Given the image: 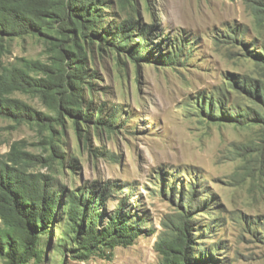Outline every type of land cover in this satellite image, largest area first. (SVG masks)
I'll return each instance as SVG.
<instances>
[{"label":"rangeland","instance_id":"obj_1","mask_svg":"<svg viewBox=\"0 0 264 264\" xmlns=\"http://www.w3.org/2000/svg\"><path fill=\"white\" fill-rule=\"evenodd\" d=\"M254 1L137 0L135 7L131 0L139 16L130 45L144 40L140 58L112 45L127 18L114 1L98 24L112 28L107 43L95 38L85 45L90 120L67 111L58 120L36 93L10 95L49 118L37 127L0 116V168L19 167L12 161L16 145L32 179L46 178L64 193L60 215L39 234L41 264H158L156 244L172 236L183 214L192 247L210 255L203 264H264V128L245 117L255 105L246 88L264 75L248 54L264 44V18L254 13ZM64 34L7 40L0 72L20 58L52 64L74 37L82 42L73 30ZM170 54L175 64H163ZM60 97L51 92L49 99ZM97 112L105 125L94 124ZM229 115L245 118L232 122ZM91 191L105 195L104 219L122 204L146 232L129 246L85 256L74 242L69 208L72 195Z\"/></svg>","mask_w":264,"mask_h":264},{"label":"trees","instance_id":"obj_2","mask_svg":"<svg viewBox=\"0 0 264 264\" xmlns=\"http://www.w3.org/2000/svg\"><path fill=\"white\" fill-rule=\"evenodd\" d=\"M118 9L127 14L113 33L112 45L116 48L127 49L133 58H140L142 43L131 46L132 33L138 24L133 11L131 0H114ZM113 0H0V59L8 51L7 40L26 35L50 37L52 34L65 36L64 31L73 30L82 39L79 42L74 37V45L57 51L52 64L40 60L20 58V63L11 67L3 66L0 72V116L16 120L31 121L37 127L46 123L49 117L10 95L14 92L36 93L62 119L63 111L73 117L90 120L84 107L83 88L88 75L85 68L88 50L85 45L98 38L107 43L104 37L112 30H104L98 26L100 18L107 20L106 8L114 4ZM135 7L137 0H132ZM254 13L264 18V0L254 1ZM61 28V30H60ZM143 30V28H139ZM101 31V34L99 33ZM76 36V35H75ZM143 36L140 35V38ZM48 43V41H46ZM177 51L175 50V53ZM248 54L264 67V44L260 50H248ZM176 55H167L163 64H175ZM73 64V65H71ZM73 66V71L66 68ZM264 71V69H263ZM64 74L62 85L57 84V78ZM84 83V84H83ZM70 89V90H69ZM255 105L245 117L253 116L252 120L264 128V75L255 85L246 88ZM51 92L60 93L61 97L50 100ZM219 112L223 114L220 107ZM94 119L96 127L105 125L101 113L97 112ZM211 116L212 113H210ZM232 122H240L244 115H229ZM12 161L19 167L8 165L0 168V258L3 264H33L42 263V251L39 246L41 235L50 228L62 211L64 193L56 190L55 185L46 178H37L25 169L26 158L14 145ZM51 158V155L49 156ZM31 177V178H30ZM44 177V176H43ZM32 181H35L32 184ZM69 216L77 223L75 243L80 250H85V256L105 253V249L117 246H129L146 232V229L135 224L126 209L121 206L114 216L103 218L100 205H104V194L94 191L72 195ZM79 220V221H78ZM189 217L183 214L180 225L170 238H162L156 244V250L161 255L158 264H203L208 256L192 247L189 233Z\"/></svg>","mask_w":264,"mask_h":264}]
</instances>
